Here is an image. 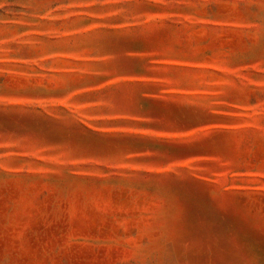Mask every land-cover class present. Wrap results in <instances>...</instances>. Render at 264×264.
<instances>
[{
    "label": "rangeland",
    "instance_id": "1",
    "mask_svg": "<svg viewBox=\"0 0 264 264\" xmlns=\"http://www.w3.org/2000/svg\"><path fill=\"white\" fill-rule=\"evenodd\" d=\"M0 264H264V0H0Z\"/></svg>",
    "mask_w": 264,
    "mask_h": 264
}]
</instances>
